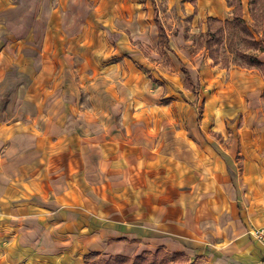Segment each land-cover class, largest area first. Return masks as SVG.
Masks as SVG:
<instances>
[{
  "label": "rangeland",
  "instance_id": "374dc122",
  "mask_svg": "<svg viewBox=\"0 0 264 264\" xmlns=\"http://www.w3.org/2000/svg\"><path fill=\"white\" fill-rule=\"evenodd\" d=\"M5 70L0 137L40 151L4 180L0 264L106 258L81 240L99 225L135 253L181 237L166 264L263 255L264 0H0Z\"/></svg>",
  "mask_w": 264,
  "mask_h": 264
},
{
  "label": "crops",
  "instance_id": "0c3cea01",
  "mask_svg": "<svg viewBox=\"0 0 264 264\" xmlns=\"http://www.w3.org/2000/svg\"><path fill=\"white\" fill-rule=\"evenodd\" d=\"M13 51V48H12ZM38 70H35L37 72ZM23 83V80L19 75L15 74V71L5 70L3 74L0 75V88L7 89L9 91V85L13 84V92L16 93L17 86H20ZM19 88V87H18ZM3 90V91H4ZM14 93V95H16ZM52 96V95H51ZM9 110L7 109V104L3 107H0V125L6 123L10 120L17 121L15 119L16 112L15 110L11 111L9 115ZM16 113V114H15ZM33 136V138L31 137ZM36 134L30 132L29 130H15L9 134L5 140L2 141L0 137V194L3 193V184L4 180L13 181L17 178L30 179V171H22L23 165L35 164L39 155L37 151H40V148L34 143ZM37 141V140H36ZM70 209H65L62 222L72 221L75 218L76 214L72 215ZM226 224V223H225ZM236 224V223H235ZM209 232H211L208 229ZM214 232V231H213ZM212 233V232H211ZM206 234V233H205ZM228 234H226L227 236ZM120 236H113V230L109 226L99 225L85 234L82 237V244L89 247L91 251H97L98 255L109 256L112 254H125L129 255L135 253L136 244L139 241H126L125 239L119 238ZM131 238V237H128ZM141 242H145L146 245H162L165 241L175 244L174 248L180 250L181 247L186 246L184 241L180 239L181 237H174L169 234H160L158 235H144L141 236ZM236 239V237H235ZM236 247L240 246V249L244 248L243 242L240 241V244H237L236 240H233ZM232 243V244H233ZM164 246V245H163ZM238 248V247H237ZM135 249V250H134ZM182 251V250H180ZM250 251V252H249ZM260 253L259 249L253 251L250 247L245 248V253L243 255H234V256H213L210 258V261L213 264H264V250Z\"/></svg>",
  "mask_w": 264,
  "mask_h": 264
},
{
  "label": "trees",
  "instance_id": "16d2710c",
  "mask_svg": "<svg viewBox=\"0 0 264 264\" xmlns=\"http://www.w3.org/2000/svg\"><path fill=\"white\" fill-rule=\"evenodd\" d=\"M207 40L205 39V42ZM250 62L255 64L261 63L256 59H252ZM92 252L95 253L96 251ZM168 254L170 256H176L182 255V252L180 250L168 251L163 245H157L153 251L142 250L132 255L112 254L106 258L92 259L90 264H118L119 262H128L127 264H166L164 259Z\"/></svg>",
  "mask_w": 264,
  "mask_h": 264
},
{
  "label": "built area",
  "instance_id": "2783aa9c",
  "mask_svg": "<svg viewBox=\"0 0 264 264\" xmlns=\"http://www.w3.org/2000/svg\"><path fill=\"white\" fill-rule=\"evenodd\" d=\"M255 232L257 233V235L261 236L264 240V228L260 229V230H255Z\"/></svg>",
  "mask_w": 264,
  "mask_h": 264
}]
</instances>
